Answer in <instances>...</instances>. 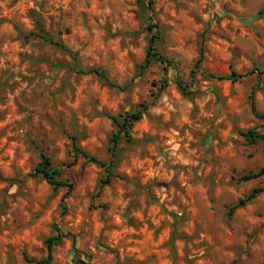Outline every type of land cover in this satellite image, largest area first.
<instances>
[{"label": "rangeland", "instance_id": "rangeland-1", "mask_svg": "<svg viewBox=\"0 0 264 264\" xmlns=\"http://www.w3.org/2000/svg\"><path fill=\"white\" fill-rule=\"evenodd\" d=\"M252 93L264 113V0H0V264L46 258L55 225L50 264H264Z\"/></svg>", "mask_w": 264, "mask_h": 264}, {"label": "trees", "instance_id": "trees-1", "mask_svg": "<svg viewBox=\"0 0 264 264\" xmlns=\"http://www.w3.org/2000/svg\"><path fill=\"white\" fill-rule=\"evenodd\" d=\"M150 26H153V24H150ZM41 36L43 38H45L46 40H50L52 43H54L56 45L65 46L64 43L60 40L56 41L55 39L50 38V37L46 36L45 34H42ZM151 41L154 42V39H151ZM64 48H66V47H64ZM149 54H150V56H148L149 59L155 58L157 60H160L163 63L168 62V60L155 49L153 43L150 46ZM149 59L147 61H149ZM92 70L94 72L108 78L106 73H104L101 69L94 68ZM205 71L208 73L209 76H211L213 78H224V76L217 75V74H215L211 71H208L206 69H205ZM231 76H237V74L233 73V75H231ZM110 82H112V81H110ZM112 84H114V83H112ZM179 84L182 85L180 80H179ZM147 108H148L147 104H140L136 109H134L132 111H126L125 113H121L119 117H115V121L117 124V130L113 133V135L111 137V141L113 143V145L111 146L112 152H115L117 150L121 139H123L124 137L127 138L128 140H131V138H132L131 130H132L134 124L143 117V114ZM251 108H252L253 114L257 118L264 120V113H261L256 107L254 93H252V95H251ZM240 134L243 135L248 140H252V141H255L258 139L264 140V133L257 130L256 127L250 128L248 130H242V131H240ZM75 147H76V151L78 153H82L86 158H88V160L96 162V163H100V164H105V165L107 164V163H102L97 158V156L89 154L88 152L81 149V147H79V146H75ZM61 173H62L61 168L54 166L51 158L48 155H46L45 153H42L41 160L35 166L33 174L34 175H37V174L42 175L50 184H52L56 188L61 187V186H68L69 187L68 191L65 193V195L63 196V200H62V208H63V212H65L67 209L66 203H65V198L67 197L69 191L72 189L73 185L71 183H68L67 181L60 179L59 177L61 176ZM261 175H264V166L258 172H254V173L245 175L243 177V179L248 180V179H252V178H255V177H258ZM258 191H259L258 189H254L252 191V193L247 198L241 199L237 204L233 205L231 208V212H233L239 206L245 205L249 199L255 197V195L258 193ZM55 229H56V233L54 235L50 236L46 241V244L48 247L47 257L39 259V260H36L33 257H27V260L30 264H50L51 263L53 247L55 245L61 244L63 241V238L66 237L68 234H70L69 232L65 233L58 225H55Z\"/></svg>", "mask_w": 264, "mask_h": 264}]
</instances>
